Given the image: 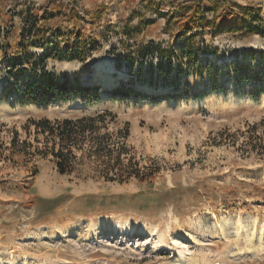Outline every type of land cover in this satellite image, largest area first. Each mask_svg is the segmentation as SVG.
Segmentation results:
<instances>
[{
    "label": "rangeland",
    "instance_id": "374dc122",
    "mask_svg": "<svg viewBox=\"0 0 264 264\" xmlns=\"http://www.w3.org/2000/svg\"><path fill=\"white\" fill-rule=\"evenodd\" d=\"M5 3L0 264H264V154L247 144L264 143V36L245 28L264 27V0ZM188 31L201 53L178 75V58L161 61L153 42L179 52ZM143 46L154 50L144 60L134 55ZM107 59L117 80L106 89L94 64ZM45 73L70 99L26 93ZM232 91L253 101L228 104ZM105 110L117 114L111 130L129 123L123 160L155 170L149 179L106 180L82 158L62 174L37 153L46 135L33 121Z\"/></svg>",
    "mask_w": 264,
    "mask_h": 264
},
{
    "label": "trees",
    "instance_id": "16d2710c",
    "mask_svg": "<svg viewBox=\"0 0 264 264\" xmlns=\"http://www.w3.org/2000/svg\"><path fill=\"white\" fill-rule=\"evenodd\" d=\"M213 25L219 33L223 27L216 26L215 21ZM247 31L264 36L263 25L250 24L245 27ZM185 32L180 36L178 41L183 38L184 42L182 49L174 50L171 48H162L160 44L156 46V51L163 61L166 58L172 65L173 59L178 58L179 70L178 75L183 70L184 59L188 58L189 65H192L194 60L198 59L201 53L200 48L195 42L197 32L187 35ZM145 48L139 49L134 55L140 56L143 60L154 50H150L151 46H143ZM148 49L145 53L143 50ZM209 53V52H208ZM160 61V63H161ZM211 67L215 66L210 63ZM162 67V64H161ZM171 71V70H170ZM170 75V74H169ZM26 93L34 95L35 93H42V97L47 98L50 102L55 99L68 100L75 93V91L67 86V84H59L57 79L52 78L49 74L45 73L41 77H30ZM35 102H44L47 100H35ZM109 116L112 118L108 119ZM117 116L111 110H105L95 114L83 115L78 118H64L50 120L49 118H41L40 120L33 121L38 132L45 133L44 148L38 150V154L43 156L52 155L56 161V165L60 173H71L75 171L79 165H82L83 160L87 159L88 163L92 165L94 174L105 178L106 180L126 181L131 177L140 178L142 180L149 179L155 170L147 167L139 166L138 161H134V157L130 156L128 162H124L123 155L127 154L125 139L129 136V123L127 122L124 127L118 128V131L111 130L110 122ZM256 125L248 128L247 132H254ZM116 132V133H115ZM17 144V139H13V145ZM235 144L236 140H232ZM250 150H258V154H264V143L262 142H248ZM86 145V146H85ZM28 146H31L29 144ZM3 144L0 141V149ZM81 156L77 155V151H83ZM0 151V157H1ZM83 160H82V159ZM89 169V168H88ZM90 170V169H89ZM91 172V171H90ZM90 173L88 172V175Z\"/></svg>",
    "mask_w": 264,
    "mask_h": 264
},
{
    "label": "bare ground",
    "instance_id": "6f19581e",
    "mask_svg": "<svg viewBox=\"0 0 264 264\" xmlns=\"http://www.w3.org/2000/svg\"><path fill=\"white\" fill-rule=\"evenodd\" d=\"M114 62L112 61H98L94 64V78L102 80L103 79V86L107 89L110 88V86H113L115 84V81L117 80V77L112 75V72L116 71V67L113 65ZM120 73V75H123L122 71H117ZM105 98V97H104ZM228 104H242L246 102H252L253 100L249 97L238 95L235 92H231L228 96L225 97ZM208 97H205L200 100H194L192 101V107L198 108L199 106L203 105L205 102L208 101ZM264 99V98H263ZM167 103H173L171 100L166 101ZM263 103V102H262ZM35 107V106H34ZM42 108V107H41ZM48 108V107H44ZM26 107L24 106H18V111L25 110ZM24 112V111H22ZM211 221V220H210ZM106 222V221H105ZM109 222V221H108ZM137 224V223H136ZM221 224V223H220ZM133 225V224H132ZM214 225V223H213ZM212 225V226H213ZM226 225V224H225ZM209 226V225H208ZM215 226V225H214ZM217 226V225H216ZM224 227V226H223ZM227 230H232L235 228L234 223H227L226 227ZM211 230V228H209ZM207 230V229H206ZM209 231V230H208Z\"/></svg>",
    "mask_w": 264,
    "mask_h": 264
},
{
    "label": "crops",
    "instance_id": "0c3cea01",
    "mask_svg": "<svg viewBox=\"0 0 264 264\" xmlns=\"http://www.w3.org/2000/svg\"><path fill=\"white\" fill-rule=\"evenodd\" d=\"M62 4H64V8L66 7L65 4L70 3L71 0H59ZM120 0H82V3L86 9H89L90 11H94L100 3H104L106 5H114L117 4ZM2 9L5 11L6 8H4L5 0H1L0 2ZM3 4V5H2ZM58 6V5H57Z\"/></svg>",
    "mask_w": 264,
    "mask_h": 264
}]
</instances>
